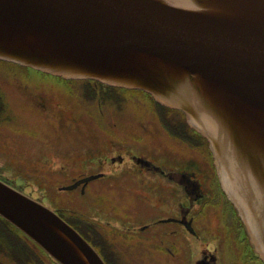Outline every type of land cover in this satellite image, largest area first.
Wrapping results in <instances>:
<instances>
[{
    "label": "water",
    "instance_id": "1",
    "mask_svg": "<svg viewBox=\"0 0 264 264\" xmlns=\"http://www.w3.org/2000/svg\"><path fill=\"white\" fill-rule=\"evenodd\" d=\"M0 59L180 109L208 140L264 261V0H0ZM0 216L59 264H106L54 209L2 178Z\"/></svg>",
    "mask_w": 264,
    "mask_h": 264
},
{
    "label": "flooded vegetation",
    "instance_id": "2",
    "mask_svg": "<svg viewBox=\"0 0 264 264\" xmlns=\"http://www.w3.org/2000/svg\"><path fill=\"white\" fill-rule=\"evenodd\" d=\"M93 84L105 101L119 106V112L132 109L130 129L116 128L118 115L89 116L93 127L74 131L89 147L81 151L64 142L44 149L57 153L44 161L51 166L58 160L55 183L39 181L49 173L42 169L46 172L37 180L33 177L35 182H12L56 210L110 264H126L125 251L130 248L133 254L128 258L137 264H264L220 186L207 140L188 125L183 113L142 90L114 91ZM39 86L25 93L29 111L46 119L52 118L47 115L51 110L56 122L67 117L74 125L76 104L70 119L68 106ZM113 94L119 97L115 101ZM68 200L77 203L71 206ZM12 234L11 228L7 235L0 227V256L5 258L0 264H19L4 248L5 242L13 244ZM22 238L28 247V258L20 259L23 264H57L47 263V254Z\"/></svg>",
    "mask_w": 264,
    "mask_h": 264
},
{
    "label": "rangeland",
    "instance_id": "3",
    "mask_svg": "<svg viewBox=\"0 0 264 264\" xmlns=\"http://www.w3.org/2000/svg\"><path fill=\"white\" fill-rule=\"evenodd\" d=\"M73 84L29 67H21L0 61V90L4 94L7 104L6 115L0 121V155L3 159L7 158L5 161L7 165L11 166V169L13 168L24 175L22 176L25 177L24 180L27 179V175L34 176L36 180L43 177L42 175L46 171H41L40 158L45 161L48 156L57 157L54 149L48 148L45 152L44 149L48 145L54 148L62 146L64 142H70L79 147L81 151L89 147L86 146L85 142L75 137L74 131L90 130L93 126H90L92 119L89 116L95 119V113L102 116L104 114L118 115L121 120H118L119 124L116 128L119 130L130 129L128 122L130 121V115L134 114L131 108L119 112V106L115 102L98 101L86 97L84 95L86 86L83 82L77 81ZM34 85L44 87V91L54 95L56 99L62 100L68 108L71 107L68 109L66 116L73 113V105L76 104V117H78L75 124H70L72 120L69 122L67 117L62 122L49 121L41 117L39 113L29 111L30 107L25 93ZM70 90L71 92H69ZM47 115L56 120V114L52 113L51 110L47 112ZM69 118L72 119L71 116ZM104 124L105 122H103L102 129H105ZM107 130L111 129L107 128ZM69 131L73 132L67 133ZM68 135L70 137H67ZM51 150L53 151L51 152ZM55 161L51 166L48 164V169H53L49 171L48 176L46 175L48 178L44 177L39 181H47L50 184L55 183L59 170L58 160L55 159ZM43 169L46 170L47 167L43 166ZM66 169L69 170V168ZM67 203L72 206L77 202L68 200ZM12 237L14 240L20 241L17 233H13ZM125 252L128 254L125 263L137 264L136 261L131 262L128 258L133 254L132 249H127ZM46 257L47 255H43L47 263H50L49 257ZM0 260L5 261V258L0 256Z\"/></svg>",
    "mask_w": 264,
    "mask_h": 264
},
{
    "label": "trees",
    "instance_id": "4",
    "mask_svg": "<svg viewBox=\"0 0 264 264\" xmlns=\"http://www.w3.org/2000/svg\"><path fill=\"white\" fill-rule=\"evenodd\" d=\"M81 82H83L86 86L85 91H84L85 96H87L89 98H93L95 100L102 99V96L98 92L96 93L95 87L91 84L93 82L92 80H82ZM111 89H114V91H116L114 87H111ZM117 98H119V97L116 96L115 94L112 95V101H115ZM6 107H7V104H6V101L4 98V94L0 91V121L6 115ZM5 159L7 160V158H5ZM5 159H3L2 156L0 155V173L6 177H9V178L19 179V181H20V179H25V177H22L24 175H21V173H19L18 171H15L13 168L11 169L7 165ZM50 170H53V169H50ZM33 177L34 176L31 177V175H27L26 180L27 181H34L35 179ZM0 227L4 228V231L6 232L7 235H8V228H11L13 230V233L14 232L17 233L18 237L20 238V241H17L16 239L14 240L13 237H10L11 239H9V240L13 244L9 245L8 243L5 242L4 248L7 249L8 253L15 259V261L17 263L23 264V262L20 259L21 258H28L27 250H24L25 248H28V247L25 245L26 243L23 241V238H22L23 235H21V233L16 228H14L10 223H8L6 220L2 219L1 217H0ZM32 258H34L33 254H32ZM105 260L107 261L108 264H110L108 262V259H105Z\"/></svg>",
    "mask_w": 264,
    "mask_h": 264
}]
</instances>
